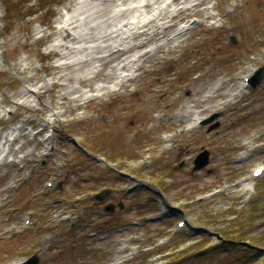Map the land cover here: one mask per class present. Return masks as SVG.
<instances>
[{
    "label": "rangeland",
    "instance_id": "374dc122",
    "mask_svg": "<svg viewBox=\"0 0 264 264\" xmlns=\"http://www.w3.org/2000/svg\"><path fill=\"white\" fill-rule=\"evenodd\" d=\"M28 1L0 0V99L15 97L28 77L35 88L48 83L53 30L74 0ZM182 25L181 44L149 58L115 93L60 108L57 90L41 89L42 104L32 106L52 101L63 112L51 125L40 123V110L12 116L14 107L0 105V134L28 119L13 146L22 149L0 165V264L33 254L37 264H233L252 244L264 248V74L219 110L204 111L201 101L223 81L216 100L224 102L242 77L264 68V0H208ZM186 107L200 117L192 130L185 114L178 119ZM203 150L208 163L195 170ZM114 166L123 175L112 176ZM53 178L60 184L49 189ZM101 187L113 193L98 204L90 195ZM227 231L246 242L214 250V234Z\"/></svg>",
    "mask_w": 264,
    "mask_h": 264
},
{
    "label": "bare ground",
    "instance_id": "6f19581e",
    "mask_svg": "<svg viewBox=\"0 0 264 264\" xmlns=\"http://www.w3.org/2000/svg\"><path fill=\"white\" fill-rule=\"evenodd\" d=\"M87 1H91L90 6L83 12L79 5L82 4L83 8ZM207 1L74 0L69 9H72L71 13L63 14L53 30L55 39L49 46L48 54L56 57L57 61L47 66L51 76L48 83L43 82L40 87L35 88L34 79L28 77V86L23 85V89L13 98L1 97L0 105L14 107L12 116L20 107H30L32 111L40 110L45 114L40 123L51 125L62 118L63 112L53 107L52 101L48 106L38 109L32 106L35 99L42 104L41 89L49 91L51 87L55 88L57 98L61 101L58 104L60 108L63 103L67 107L71 103L80 107L89 100L115 93L140 75L149 58L171 45L178 47L187 31V27L182 24L204 12ZM81 14L84 15L83 18H79ZM29 69L30 66H25L22 72ZM241 81L242 85L238 84L237 88L224 93L227 96L224 102L216 100L225 86L223 81L202 94L204 111L210 108L219 110L241 96L245 88V77ZM184 114L189 130H192L200 120L199 114L186 107L179 113L178 119L183 118ZM27 122V118L18 119L11 131L0 134V144L5 145L0 147V165L7 157L13 156L15 151L22 149L23 144L18 148L13 146L19 138L27 134L24 128ZM50 138L51 135L41 136L39 141L43 148L48 147ZM166 140L170 142L171 135ZM4 150L8 156H5ZM28 154L30 152L22 155L21 161ZM46 154L42 152L40 156Z\"/></svg>",
    "mask_w": 264,
    "mask_h": 264
},
{
    "label": "trees",
    "instance_id": "16d2710c",
    "mask_svg": "<svg viewBox=\"0 0 264 264\" xmlns=\"http://www.w3.org/2000/svg\"><path fill=\"white\" fill-rule=\"evenodd\" d=\"M44 2L46 1H50V0H43ZM32 2V0L28 1V3ZM223 231V230H222ZM229 231L225 232L224 234H221L220 232L216 233L218 238L220 239L219 244L214 248V250H219L220 246H226V249L235 247L236 245H240V244H244L246 241L242 236H237L235 235L234 237H238V238H231L233 236H229L226 235L228 234ZM261 242V240H260ZM252 246L254 248H252L251 246V251H253V253H243V255L239 256L237 261L233 264H241L243 261L245 262L244 264H264V248L262 247H256L255 245L252 244ZM249 251V250H248ZM245 254V256H244ZM197 256H204L202 254H197Z\"/></svg>",
    "mask_w": 264,
    "mask_h": 264
},
{
    "label": "water",
    "instance_id": "95a60500",
    "mask_svg": "<svg viewBox=\"0 0 264 264\" xmlns=\"http://www.w3.org/2000/svg\"><path fill=\"white\" fill-rule=\"evenodd\" d=\"M263 74H264V69L261 68L257 73L256 75L252 78L251 80V84L252 86H256L259 81L262 79L263 77ZM214 118V116L206 119L203 124H207L209 123L210 121H212ZM217 125L216 124H213L211 126V129L216 127ZM208 163V152L206 150H203L202 152H200L194 159V169L197 170V169H201L202 167H204L206 164ZM107 193V192H106ZM106 193H101L99 195H97L95 198L96 199H103L104 195ZM106 210L107 211H110L112 210V206H106ZM38 256L37 255H33L31 256L30 258H28L26 261H24L23 263L21 264H37L38 263Z\"/></svg>",
    "mask_w": 264,
    "mask_h": 264
},
{
    "label": "flooded vegetation",
    "instance_id": "af4514ba",
    "mask_svg": "<svg viewBox=\"0 0 264 264\" xmlns=\"http://www.w3.org/2000/svg\"><path fill=\"white\" fill-rule=\"evenodd\" d=\"M110 193H113V192H109L107 195H109ZM102 201H100V202H98V204H100ZM109 204H111V203H109ZM120 206H121V204H120Z\"/></svg>",
    "mask_w": 264,
    "mask_h": 264
}]
</instances>
